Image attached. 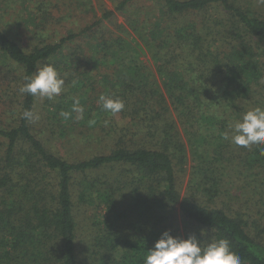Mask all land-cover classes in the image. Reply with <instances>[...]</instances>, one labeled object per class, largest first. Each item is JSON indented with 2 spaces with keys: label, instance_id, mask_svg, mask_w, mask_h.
<instances>
[{
  "label": "trees",
  "instance_id": "1",
  "mask_svg": "<svg viewBox=\"0 0 264 264\" xmlns=\"http://www.w3.org/2000/svg\"><path fill=\"white\" fill-rule=\"evenodd\" d=\"M9 2L0 0V264H144L164 230L227 239L242 264H264V144L223 138L247 110L264 108V9L112 0L113 10L60 34L49 26L94 14L90 0ZM116 13L123 25L102 28ZM18 33L32 37L29 48ZM72 61L75 75L53 99L19 92L43 62L63 78ZM101 96L124 109L105 111ZM26 109L39 120L23 119ZM75 124L107 152H55ZM222 198L245 202L231 215ZM80 208L93 212L89 229L78 225Z\"/></svg>",
  "mask_w": 264,
  "mask_h": 264
},
{
  "label": "clouds",
  "instance_id": "2",
  "mask_svg": "<svg viewBox=\"0 0 264 264\" xmlns=\"http://www.w3.org/2000/svg\"><path fill=\"white\" fill-rule=\"evenodd\" d=\"M65 86V79L56 68L47 62L36 69L30 77H25V83L19 88L21 94H30L49 100L58 96ZM100 101L105 111L119 113L125 107L119 98L101 96ZM82 118L83 107L79 101H74L73 109ZM68 116L70 113H64ZM22 118L28 121L39 120V114L26 109ZM95 123V121H90ZM108 121H105L107 125ZM230 131L223 133V138L244 148L264 144V108L255 107L247 110L240 119L229 125ZM201 237L206 236L205 230H200ZM195 234L186 238L173 236L169 230H164L153 247L147 250L144 264H242L241 257L231 249L229 241L224 238L209 240L202 243Z\"/></svg>",
  "mask_w": 264,
  "mask_h": 264
},
{
  "label": "rangeland",
  "instance_id": "3",
  "mask_svg": "<svg viewBox=\"0 0 264 264\" xmlns=\"http://www.w3.org/2000/svg\"><path fill=\"white\" fill-rule=\"evenodd\" d=\"M10 0H5V3H9L10 5H13L12 2H9ZM93 3L94 6V10L95 13L93 14V12L90 11H82V12H76L74 11L73 14H75V17H70L68 19L65 20L64 23H59L57 25L52 24L49 26V28H55L57 30V32H59L60 34H63V32H66L68 30V33H70L71 31H74L78 28H81L82 26H84L85 24H87L88 22L94 21L96 20V18L101 16V11L104 9L107 10H113L114 7V3L112 2V0H101V2H98V0H90ZM117 2V0H116ZM239 4L242 6H247L250 5V7L252 9H254L256 12L258 13H263L262 9H264V6L261 5L260 2H258L257 0L251 1V4L245 0H239ZM146 8L144 10V12L148 11V16H151V12L149 10V6L148 4L145 2ZM261 5V6H260ZM134 7H141L140 3H137L136 5H134ZM11 8H13V6H11ZM103 27L109 28L110 30L113 31H117V29L115 28V24L116 25H123L124 23V16L120 15L118 13H116L115 17L107 20V19H103ZM120 31V29H118ZM20 35V36H18ZM49 35L47 34L48 37ZM54 36V35H51ZM82 36H93V34H89L86 33ZM16 39L17 41H19L21 43V45H24L25 48H29L30 44L32 42V37L29 36L27 33H18L16 35ZM90 39L85 40L86 44L89 45ZM81 53V52H80ZM82 54V53H81ZM78 55L75 57L73 56L74 60H78ZM141 58L144 60V62L150 67V69L152 70V72H154L153 68L150 66L152 65L150 62V59L148 57L147 54H142ZM64 67H66L65 65H63ZM70 68V72H63L62 74L64 75L63 78L68 77L69 74L75 75V73L73 72V69L76 67V64L72 61V64L69 65ZM264 83V81H263ZM100 100V99H98ZM42 108L39 107L38 104V110H41ZM37 126H42L41 124L37 123ZM69 132V134L67 136H69L70 141H65L63 140L61 143H52V147L54 149L55 152H57L60 155L66 156V157H72L73 155H75V157H77V159L79 158H83L86 156H92L96 153L99 152H107L106 147H104L101 143H95L94 140L93 142H90L88 140V137L86 135V133L83 132V128L78 125L75 124L74 126H72L71 128H69L67 130ZM188 176V166H187V172L185 173V177H184V181L182 183V193L184 190V186H185V182ZM236 201V199H235ZM221 206L223 208H225L231 215V207L233 210H240L239 206H242V204H244L245 201L240 202V200H238L237 202H230L225 198L221 199ZM101 216V214H99L97 217ZM76 220L78 222V225L80 227L81 230H86L89 229L90 227V223H91V219L94 217L93 216V212L92 211H86L82 208H80L77 212H76ZM83 247V246H82Z\"/></svg>",
  "mask_w": 264,
  "mask_h": 264
}]
</instances>
